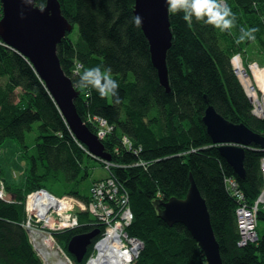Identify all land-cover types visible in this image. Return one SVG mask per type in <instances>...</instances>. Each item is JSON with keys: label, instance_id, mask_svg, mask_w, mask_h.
Masks as SVG:
<instances>
[{"label": "trees", "instance_id": "trees-1", "mask_svg": "<svg viewBox=\"0 0 264 264\" xmlns=\"http://www.w3.org/2000/svg\"><path fill=\"white\" fill-rule=\"evenodd\" d=\"M58 1L72 30L77 25L75 38L69 35L71 30L57 44L61 68L78 91L76 110L94 133L95 125L87 121V115L104 117L113 126L101 142L114 166L106 169L100 162L106 172L102 178L112 176L129 195L133 219L125 231L143 242L132 264H207L186 227L168 225L157 214L163 201L185 197L190 175L205 200L223 264H264V231L257 232L255 242L239 244L237 202L224 183L225 177H234L245 200L252 203L263 187L259 161L264 150L256 145L245 149V175L240 179L202 122L211 105L225 119L264 136V118L251 113L230 63L233 53L246 51L252 43L264 56V0H225L236 17V26L228 31L195 18L189 25L182 12H168L172 32L166 53L168 90L159 83L141 27L132 22L133 0ZM35 3L43 6L45 0ZM253 27L258 28L255 39L237 43L240 29ZM96 66L111 68L119 85V103L111 96L101 98L91 87L78 86L84 69ZM34 122H39L38 134L29 153L24 138ZM123 136L130 139V147L121 144ZM9 137L22 143L28 166L21 182L7 180L0 167L7 195L0 197V264H44L23 226L26 195L45 188L87 203L96 178L86 188L80 185L94 172L90 160H99L75 141L28 59L0 40V146ZM55 186L62 194H57ZM75 214L78 225L54 232V238L66 249L74 235L99 228L82 264L103 225L87 210L76 209ZM257 216L264 220V205Z\"/></svg>", "mask_w": 264, "mask_h": 264}, {"label": "water", "instance_id": "water-1", "mask_svg": "<svg viewBox=\"0 0 264 264\" xmlns=\"http://www.w3.org/2000/svg\"><path fill=\"white\" fill-rule=\"evenodd\" d=\"M133 13L143 18L140 26L149 45L150 59L157 71L159 83L169 89L166 53L172 32L166 0H133ZM0 0V40L4 45L27 58L39 79L59 109L78 144L96 158L110 159L101 138L92 132L78 114L74 100L78 91L61 68L57 44L72 30V23L61 13L58 0ZM202 122L220 155L233 168L236 176L244 178L245 149L256 145L264 149V136L251 131L242 123H233L208 105ZM158 216L168 225L182 223L201 248L207 264H223L219 244L215 239L210 215L192 176L183 198L163 201ZM30 234L31 230L26 229ZM99 228L74 235L67 250L80 263Z\"/></svg>", "mask_w": 264, "mask_h": 264}, {"label": "built area", "instance_id": "built-area-1", "mask_svg": "<svg viewBox=\"0 0 264 264\" xmlns=\"http://www.w3.org/2000/svg\"><path fill=\"white\" fill-rule=\"evenodd\" d=\"M230 63L250 100L252 113L257 117L264 118V64H259L257 61H250L245 64L240 51L233 53ZM106 127L105 122H100L96 128V134L99 138L105 133ZM127 146H131L130 142L127 143ZM101 160L104 162V159ZM259 167L263 187L252 203L245 200L238 181L234 177L228 179L227 190L237 202L235 221L238 227L239 244L241 245L247 242H255L258 238L257 213L259 208L264 205V155L260 158ZM90 190L92 199L87 203L76 200L73 196L71 198V195L57 196L45 188L32 190L26 195L24 201L26 218L23 226L31 230L32 245L44 264H78L54 238V232L78 225L76 209L87 210L103 225L99 238L93 243L90 253L82 264H96V257L100 252L110 255V259H116L114 264H132L143 248L141 240L129 236L125 231L126 226L133 219L132 214L105 202L109 194L117 195L119 192L115 179L108 176L103 182L93 183ZM45 194L54 198L55 204L54 208L47 212H43L39 206L35 205V199ZM5 196L7 195L4 184L0 181V197ZM112 246L114 250L111 249Z\"/></svg>", "mask_w": 264, "mask_h": 264}, {"label": "clouds", "instance_id": "clouds-1", "mask_svg": "<svg viewBox=\"0 0 264 264\" xmlns=\"http://www.w3.org/2000/svg\"><path fill=\"white\" fill-rule=\"evenodd\" d=\"M169 14L183 13V19L192 24L193 18L196 21L205 23L221 30L228 31L236 26V17L225 0H166ZM132 22L136 27H140L143 18L134 15ZM258 28H241L237 43L245 40H254ZM83 68V65L79 66ZM80 88H93L101 98L114 97L119 103L118 82L112 78L111 68L102 69L100 66L86 68L80 75L77 82Z\"/></svg>", "mask_w": 264, "mask_h": 264}, {"label": "rangeland", "instance_id": "rangeland-1", "mask_svg": "<svg viewBox=\"0 0 264 264\" xmlns=\"http://www.w3.org/2000/svg\"><path fill=\"white\" fill-rule=\"evenodd\" d=\"M77 32V25L73 28V30L69 33V35L75 38ZM18 90V89H17ZM18 92V91H16ZM16 94V93H14ZM38 124L39 122H34L32 124V128L29 132L25 134L24 143L28 147L27 150L29 153L32 151V147L35 143V138L38 134ZM98 127L95 126V129ZM22 143L17 140L16 138L9 137L6 138L0 146V167L2 169V175L7 180H14L17 182H21L24 178V172L26 166H28V159L24 156ZM86 151V150H85ZM98 161L90 160V165L94 166V172L88 176L85 180L82 181L80 187L86 188L87 185L90 183L93 177H104L106 172L102 167L100 162H103L101 158H98ZM57 194L60 193V188L58 186L54 187ZM64 195V194H63ZM61 196V195H59ZM73 198L72 196H70ZM77 200V199H76ZM80 202V201H79ZM83 204V203H82ZM77 205V204H76ZM78 206V205H77ZM264 231V220L258 219L257 222V232L258 234L263 233Z\"/></svg>", "mask_w": 264, "mask_h": 264}, {"label": "bare ground", "instance_id": "bare-ground-1", "mask_svg": "<svg viewBox=\"0 0 264 264\" xmlns=\"http://www.w3.org/2000/svg\"><path fill=\"white\" fill-rule=\"evenodd\" d=\"M78 66H79V64H78ZM78 68H80V67H78ZM87 121L90 122L91 124H94L95 126L99 125L100 122H105L106 123L107 127H106L105 133L101 137L102 139H104L113 130L112 124H110L108 122V120H106L104 117H101L99 115H91V116L87 115ZM128 142H130V139L127 136H123L121 138V144L123 146H126V144ZM117 150L118 149H115V151L114 150L113 151L117 152ZM103 163H104V167L106 169H111V167L114 166L111 159H104ZM95 178L96 179H94V183H100V182H103L105 180V178H102V177H95ZM228 179H229V177H225V179H224V183H225L226 189L228 188ZM115 182L117 184L116 180H115ZM117 187L119 189L118 194L117 195L109 194L107 196L106 200H108L110 204H112L113 206H115L119 210H122V211L123 210H127V211H129L132 214V216H133V211H132V208H131V205H130V199H129L128 193L125 192L124 190H121L119 188L118 184H117ZM35 205L39 206L43 212H47L50 209L54 208V206H55L54 198L49 197L48 194L42 195V196L37 197L35 199ZM111 249L114 250V247L112 246ZM64 250H65L66 253L71 254V253L68 252L67 246H66V249H64ZM115 261H116V259H114V260L110 259V255H106L103 252H100L99 255L96 257V264H114Z\"/></svg>", "mask_w": 264, "mask_h": 264}, {"label": "crops", "instance_id": "crops-1", "mask_svg": "<svg viewBox=\"0 0 264 264\" xmlns=\"http://www.w3.org/2000/svg\"><path fill=\"white\" fill-rule=\"evenodd\" d=\"M254 43L250 44V46L248 48H246V51L245 50H242L241 51V55H242V58H243V62L245 64H247L248 62L250 61H257L259 64H264V56H262V54H259L258 52H256V48L254 47ZM251 47H253V52L251 53ZM261 53V52H260ZM248 98V97H247ZM249 99V98H248ZM250 102V100H249ZM251 104V103H250ZM252 113V111H251ZM253 114V113H252ZM254 115V114H253ZM255 116V115H254ZM257 117V116H255ZM257 118H260V117H257ZM260 119H263V118H260ZM260 162V161H259Z\"/></svg>", "mask_w": 264, "mask_h": 264}]
</instances>
